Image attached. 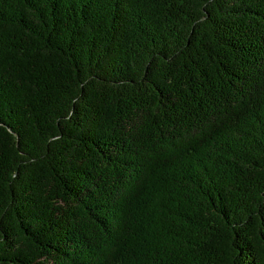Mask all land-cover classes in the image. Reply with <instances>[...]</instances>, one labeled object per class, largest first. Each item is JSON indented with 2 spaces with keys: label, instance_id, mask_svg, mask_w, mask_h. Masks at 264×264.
<instances>
[{
  "label": "trees",
  "instance_id": "obj_1",
  "mask_svg": "<svg viewBox=\"0 0 264 264\" xmlns=\"http://www.w3.org/2000/svg\"><path fill=\"white\" fill-rule=\"evenodd\" d=\"M0 264H264V0H0Z\"/></svg>",
  "mask_w": 264,
  "mask_h": 264
}]
</instances>
